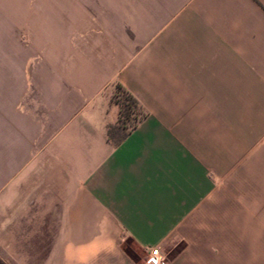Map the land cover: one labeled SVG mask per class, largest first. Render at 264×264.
<instances>
[{
    "label": "crops",
    "instance_id": "0c3cea01",
    "mask_svg": "<svg viewBox=\"0 0 264 264\" xmlns=\"http://www.w3.org/2000/svg\"><path fill=\"white\" fill-rule=\"evenodd\" d=\"M117 84L143 115L113 143ZM152 245L264 264V0H0V259Z\"/></svg>",
    "mask_w": 264,
    "mask_h": 264
},
{
    "label": "trees",
    "instance_id": "16d2710c",
    "mask_svg": "<svg viewBox=\"0 0 264 264\" xmlns=\"http://www.w3.org/2000/svg\"><path fill=\"white\" fill-rule=\"evenodd\" d=\"M117 88L122 90V94L116 93L115 98L119 103L118 119L108 129L113 143H118L143 115V110L138 99L120 84H117Z\"/></svg>",
    "mask_w": 264,
    "mask_h": 264
},
{
    "label": "built area",
    "instance_id": "2783aa9c",
    "mask_svg": "<svg viewBox=\"0 0 264 264\" xmlns=\"http://www.w3.org/2000/svg\"><path fill=\"white\" fill-rule=\"evenodd\" d=\"M139 264H168V256L158 245H152L148 247L144 258Z\"/></svg>",
    "mask_w": 264,
    "mask_h": 264
},
{
    "label": "rangeland",
    "instance_id": "374dc122",
    "mask_svg": "<svg viewBox=\"0 0 264 264\" xmlns=\"http://www.w3.org/2000/svg\"><path fill=\"white\" fill-rule=\"evenodd\" d=\"M118 91V92H117ZM116 93H118V94H122V90L121 89H119V88H117V90H116ZM116 93H115V98H116ZM32 205H34V208L35 209H38V206H39V203H37V204H32ZM16 220H18V218H15V221ZM18 224L20 225L21 223H19L18 222ZM38 225V223L37 222H35L34 223V225L32 226V227H36ZM124 246H125V248H127V250H129L130 249V247H131V245H130V243L128 242V241H124ZM0 264H7L4 260H1L0 259Z\"/></svg>",
    "mask_w": 264,
    "mask_h": 264
}]
</instances>
